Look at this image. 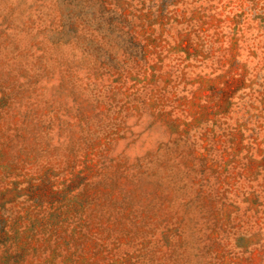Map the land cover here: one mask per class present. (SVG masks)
Here are the masks:
<instances>
[{
    "label": "rangeland",
    "instance_id": "rangeland-1",
    "mask_svg": "<svg viewBox=\"0 0 264 264\" xmlns=\"http://www.w3.org/2000/svg\"><path fill=\"white\" fill-rule=\"evenodd\" d=\"M0 264H264V0H0Z\"/></svg>",
    "mask_w": 264,
    "mask_h": 264
}]
</instances>
